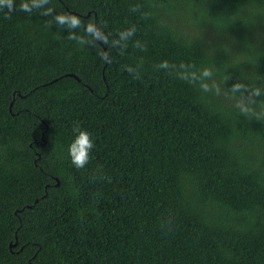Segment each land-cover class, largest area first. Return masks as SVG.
Masks as SVG:
<instances>
[{"label": "trees", "instance_id": "16d2710c", "mask_svg": "<svg viewBox=\"0 0 264 264\" xmlns=\"http://www.w3.org/2000/svg\"><path fill=\"white\" fill-rule=\"evenodd\" d=\"M19 2L0 7V264H264V0ZM89 22L107 44L69 38ZM204 67L207 91L181 78Z\"/></svg>", "mask_w": 264, "mask_h": 264}, {"label": "clouds", "instance_id": "9594fccd", "mask_svg": "<svg viewBox=\"0 0 264 264\" xmlns=\"http://www.w3.org/2000/svg\"><path fill=\"white\" fill-rule=\"evenodd\" d=\"M49 3V0H20L18 8L19 11L25 13H31L33 10L44 9L43 14L48 16L51 15V8H45ZM15 0H0V7H6L9 12L14 9ZM53 21L57 25L66 26L71 29H77L81 27V19L76 15L69 14H56L52 17ZM135 31L134 27H130L118 33L119 40L113 41V45L120 42L126 41L129 37L133 35ZM84 36L76 37L74 34L70 35V39H79L81 45L93 46L102 42V44H107V36L101 31L100 27L96 22H89L83 26ZM87 37V39H85ZM100 44V43H99ZM99 55L102 60L110 63V58L107 51H100ZM160 68H168L169 64L167 61H161L159 64ZM181 68H191V65L185 66L183 63L180 65ZM213 74V69L210 67H204L196 71H190L187 75H181L182 79H188L190 82L192 80L201 81V88L207 91L208 85L204 81L210 78ZM243 87L239 82L232 85V91L238 92ZM255 95H259V90H256ZM242 112H247L248 109L243 105H238ZM94 148V139L92 133L85 128L75 127L73 128V137L67 145V156L70 163L77 169H83L85 165L89 162L90 154Z\"/></svg>", "mask_w": 264, "mask_h": 264}, {"label": "water", "instance_id": "95a60500", "mask_svg": "<svg viewBox=\"0 0 264 264\" xmlns=\"http://www.w3.org/2000/svg\"><path fill=\"white\" fill-rule=\"evenodd\" d=\"M16 245H17V242L13 246H16Z\"/></svg>", "mask_w": 264, "mask_h": 264}]
</instances>
